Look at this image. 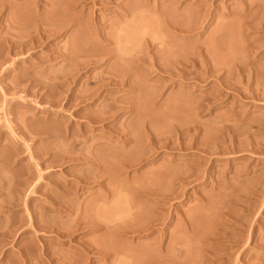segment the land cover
<instances>
[{"label": "rangeland", "instance_id": "obj_1", "mask_svg": "<svg viewBox=\"0 0 264 264\" xmlns=\"http://www.w3.org/2000/svg\"><path fill=\"white\" fill-rule=\"evenodd\" d=\"M95 1L0 0V264H264V0Z\"/></svg>", "mask_w": 264, "mask_h": 264}, {"label": "bare ground", "instance_id": "obj_2", "mask_svg": "<svg viewBox=\"0 0 264 264\" xmlns=\"http://www.w3.org/2000/svg\"><path fill=\"white\" fill-rule=\"evenodd\" d=\"M119 0H101L99 1V6H102L104 5L105 8H108L110 5H112L113 3H117ZM119 4V3H118ZM96 1L94 0V6H96ZM122 13L125 14V9H121ZM121 13V12H120ZM123 18L120 19V21L122 20ZM133 19V16H131V20ZM167 27L169 29H171V26L169 24H167ZM175 30H178L177 28H175ZM147 46H149V43L147 44ZM176 54H174V57H175ZM144 57L145 58H138L137 60H139L140 62H142L144 65H147V61H148V58H147V54L145 53L144 54ZM178 56H176L177 58ZM180 58V57H178ZM100 60V59H99ZM99 60L95 61L94 63H97ZM132 61L136 60V59H131ZM175 67L176 69L180 70L183 72V70L185 69L186 67V64L184 62L179 61L178 59L175 61Z\"/></svg>", "mask_w": 264, "mask_h": 264}]
</instances>
